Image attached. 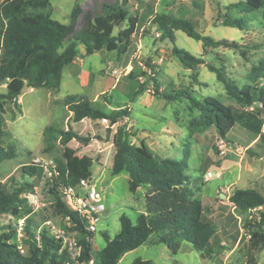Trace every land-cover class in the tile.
I'll return each instance as SVG.
<instances>
[{
	"label": "rangeland",
	"instance_id": "1",
	"mask_svg": "<svg viewBox=\"0 0 264 264\" xmlns=\"http://www.w3.org/2000/svg\"><path fill=\"white\" fill-rule=\"evenodd\" d=\"M74 1L49 0L51 17L66 22ZM102 1L108 4L115 2V0ZM237 1L240 0H161L156 6V13L166 12L190 19L194 22L198 33L209 35L216 40L235 41L239 45L236 48L220 45L214 48L206 47L203 50L200 41L189 37L182 30L173 31V42L169 39L160 40V37L154 35V31H158L155 26L150 24L148 28L142 23L135 29L132 42H137V47L140 49L144 48L143 45L139 47L140 38L147 42L151 41V45L146 46L145 52L140 53V56L130 58L129 63L135 73L132 79L124 76L129 66L121 67L120 63H114L117 62L115 52L101 48L88 54L80 67L76 65L78 70L84 68L90 72L87 86H82L75 74L70 76L64 68L58 90L42 87L27 88L20 92L15 101H4L2 146L13 147L15 156L0 163V181L10 178L12 181L24 179L32 181L35 185L33 189L39 197L40 207L34 209L28 204L31 210L29 215L33 219L32 237L26 233L25 226L23 233L17 235L18 220L21 217L26 219V216L2 215L0 233H7L10 229L8 225H11L15 230L12 241L16 245L20 244L25 253L28 240L35 239L39 243V232L43 228L53 236L51 224L60 228L63 234L71 239L77 240L81 237L78 231L64 227V225L69 227L68 220L53 213L50 206L51 196L48 193V175L42 173L41 177L25 178L21 174L20 169L23 165L35 164L34 161L38 158H61L62 151L59 145L51 153L42 151L44 145L42 130L49 124L61 129L70 127L81 135L93 136L88 144H81L74 139L68 143L75 149L76 154H85L92 158L91 182L104 204V210L98 215L99 220L93 234V250H100L104 246L105 239L102 232H107L112 237L119 231V218L122 214L135 222L139 212L145 211V189L141 187L133 193L128 189L126 171L115 175L110 172L114 151L113 137L119 127H122L131 134L130 142L135 144L142 135H145L146 142L155 140L165 147V152L170 150L168 157L180 159L183 156V148L187 149L186 173L191 177L188 185L193 197L201 203L203 216L214 224L217 233L201 253L187 241L181 242L176 253H172L165 244L146 242L126 252L117 264H131L135 258L149 259L153 264H246L245 244H238L232 237L237 231L239 235L246 234L244 221H253L258 211L264 210V205L256 209L240 211L228 200V197L236 188H254L264 195V144L258 142L259 136L251 125H259L260 131H264V109L260 107L256 98L252 105L238 103L226 94L223 83L217 79L215 72L208 70L205 64L190 69L183 66L171 53L174 44L193 55L201 56L206 63L220 68L222 74L239 88L249 85L254 95L259 88L264 89L262 10L241 12L237 8H225L227 4ZM148 3L153 5V0H147L146 4ZM123 5L131 14L130 5L127 2ZM137 9L138 7L133 9V12ZM148 9V6H145L141 12L137 11V16L143 15ZM224 12L232 17L242 15L248 21L245 29L224 26L222 17L218 16V13L222 15ZM81 24L79 20L77 28ZM117 29L118 27H114L113 33H116ZM71 39L72 36H69L64 40L62 48ZM77 46L83 48L81 44ZM161 48L163 50H160ZM160 54H163V60L158 64L155 61ZM114 69L117 70L118 75L113 74ZM144 73L156 79L159 91L165 88L166 92H171L172 88L188 87L193 90L190 94L194 98L214 96L232 109L236 116L234 126L225 138L218 136L213 126L199 131L191 124L192 120L199 117V111L190 109V98L166 99L155 95L153 83L146 82L147 76ZM116 78L119 79L115 82ZM113 83L115 85L111 87ZM142 84L145 85L143 91L133 95L134 90ZM102 89L105 92L103 96L97 97V101L94 102L96 106L111 112L124 105L127 106L129 113L110 126L109 140H104L108 121L100 120L95 126L86 118L82 122L68 121L67 124L68 112L60 103L66 94L78 93L91 96ZM147 89L152 90L147 91ZM3 92H5V83H0V93ZM221 139L225 144L224 152L220 151L217 144ZM155 152L165 154L160 151ZM207 172L212 173L209 179L205 178ZM220 193L225 194V197H219ZM47 215L50 217L47 218ZM47 220H50L51 224H46ZM255 257L257 264H264V248L256 251Z\"/></svg>",
	"mask_w": 264,
	"mask_h": 264
},
{
	"label": "trees",
	"instance_id": "2",
	"mask_svg": "<svg viewBox=\"0 0 264 264\" xmlns=\"http://www.w3.org/2000/svg\"><path fill=\"white\" fill-rule=\"evenodd\" d=\"M226 9L237 8L241 12L261 9L264 19V0H240L229 3ZM82 14V24L77 28L78 18ZM152 15L151 24L160 32V40L174 41L173 31L182 30L189 37L201 42L202 49L220 45L236 48L235 41L214 39L209 35L200 34L195 30L194 22L190 19L178 17L170 13H144L143 15H130L125 6L103 4L102 12L93 14L83 11L79 0H75L66 22H60L51 17V4L49 0H1L0 2V83H5V92L0 93V163L15 156L13 147H3L5 112L4 101H15L23 85L28 88H46L58 90L63 68L72 62L78 55L81 44L85 50L84 55L105 48L115 52L117 62L122 60L123 54L132 43V34L137 26ZM224 26L245 29L248 21L241 16H230L227 12L222 15ZM122 26L119 27V23ZM114 27H118L113 33ZM69 36L72 39L62 48V43ZM171 53L175 55L183 66L195 69L205 64L208 70L215 72L217 79L223 83L226 94L243 105H252L256 100L264 109V89L259 88L254 95L249 85L238 87L233 81L222 74L220 68L206 63L201 56H196L174 44ZM146 82H152L154 94L166 99L188 97L190 109H197L199 117L191 124L202 131L213 126L218 136L225 138L228 131L234 126L236 116L232 109L214 96L206 95L201 99L194 98L186 87L172 88L166 92L165 88L159 91L155 78L144 73ZM126 77H135L131 69ZM144 84L135 89L133 95L143 91ZM174 94H173V93ZM104 94V93H102ZM101 94V96H103ZM67 110V124L79 122L84 118L91 120L95 126L102 118L107 119L106 136L110 126L122 117L128 116L127 106L107 112L96 106L84 94H66L60 101ZM109 104V102H107ZM253 128L258 134V142L264 144V131L259 125ZM113 137V156L111 174L121 171L128 173V189L135 192L138 187L145 186L144 193L145 212H140L135 222L126 215L119 218L120 229L110 237L102 232L105 244L100 250H93L92 239L94 232L85 229V223L77 214L70 210L63 201L61 188L63 186H76L80 179L91 178L93 160L88 155H78L68 143L76 140L81 144H88L93 138L91 135H81L68 127L61 129L55 125H46L42 130V151L51 153L59 145L61 158L54 159L59 174L49 177L48 193L51 196L50 206L55 215L67 217L70 230L81 234L77 239L81 244V260L94 258L95 264H117L128 251L140 245L165 244L167 248L176 253L182 241L189 242L198 252L209 245L216 236L217 228L203 216L201 203L193 197L189 187L191 177L186 173L188 155L183 148L180 159L161 157L153 153L143 142L138 145L130 142L131 134L122 127ZM98 136V135H97ZM23 177H41L42 168L38 164H26L21 167ZM34 183L28 179L12 181V178L0 181V217L9 214L14 217L26 216L25 230L32 237L33 219L27 199L23 194L33 192ZM228 200L240 211L256 209L264 205V195L254 188H236L229 195ZM47 218L50 215L46 216ZM45 217V218H46ZM246 234L233 235L237 243L246 246V264H257L255 252L264 248V210H259L253 221L245 220ZM7 233H0V264H63L67 260V251L62 248L59 239L50 236L43 228L39 232V243L35 239L27 241L25 254L19 253L14 238V228ZM131 264H153L149 259L135 258Z\"/></svg>",
	"mask_w": 264,
	"mask_h": 264
},
{
	"label": "built area",
	"instance_id": "3",
	"mask_svg": "<svg viewBox=\"0 0 264 264\" xmlns=\"http://www.w3.org/2000/svg\"><path fill=\"white\" fill-rule=\"evenodd\" d=\"M150 23V21H149ZM155 37H160L159 31H154ZM160 50H163L162 48ZM163 60V54H160L156 57V63H161ZM154 62V61H153ZM117 70H113V74H117ZM117 79V78H116ZM151 91L150 89H147ZM153 92V91H152ZM102 122H107V119L102 118ZM220 151L224 152V146L222 139L217 143ZM42 168V173L47 174L48 177L56 176L59 174L57 164L54 159L46 158V159H36L34 161ZM212 177L211 172H207L205 175L206 179ZM35 187V185H34ZM33 187V188H34ZM62 197L64 204L72 211H74L77 216L84 221L85 229L91 232L96 230V224L99 220V213L104 210V204L100 197L98 191H96L94 184L91 182V178H82L76 186H63L61 189ZM26 197L28 204L32 208L40 207L39 197L34 190L33 192H28L23 194ZM25 217H21L18 220V227L16 229L17 235H21L23 233V227L25 226ZM67 220V217L65 218ZM46 224H51L50 220L45 221ZM51 232H53V237L59 239L61 246L63 249L67 251V260L64 261L63 264H95L94 258H90L88 260H81V244L78 243L77 240L71 239L69 236L63 234V231L60 228H56L53 224H51ZM17 249L19 253L25 254L24 248L17 244Z\"/></svg>",
	"mask_w": 264,
	"mask_h": 264
},
{
	"label": "crops",
	"instance_id": "4",
	"mask_svg": "<svg viewBox=\"0 0 264 264\" xmlns=\"http://www.w3.org/2000/svg\"><path fill=\"white\" fill-rule=\"evenodd\" d=\"M79 2H80V6H81V8H82L83 11H90L93 14L101 13L102 12L103 4H107V2L102 1V0H79ZM126 2H127V4L130 5L131 11H132L131 14H132V16H134V15H137V11L138 12H141L143 10V8H145V6H148V8H149L148 11H146V13H150L151 11H152V13H156L157 12L156 6L161 2V0H153V5L151 3L150 4L149 3L146 4L147 0H127ZM109 4L122 5L123 2H122V0H115V2H113V3L110 2ZM137 7H138L137 11L134 10V12H133V9H136ZM152 8H154V9L152 10ZM128 12H129V10H128ZM151 18H152V15H149L146 18V21L143 22V23H145V25H147L148 28H149L148 25L151 24V23H149V21L151 22ZM79 20H80V23H81L82 22V14L78 18V21ZM153 26H155V25H153ZM139 41H140L139 47L143 45L144 48L142 47V49H140V48L137 47L138 46L137 45V42H132L128 46L127 51L125 52L124 56L122 57V60L120 62H114V63H120L119 66H121V67H123V66H129V69H127L125 71V73H128L130 71V69L132 68L131 63H129L130 58L133 57V56H136V57L140 56V53L142 54V52H145L146 46L148 47V46L151 45V41L150 42L144 41L143 38H140ZM157 46H158V43H157ZM86 56L87 55H84V54L76 55L75 58L72 60V62H70L69 64H67L64 67V68H66L67 73H69L70 76H72V75L74 76V74H75V77L77 78V81L82 86H87L89 84V81H90V72L88 70L84 69V68L83 69L81 68L80 70H78V68H76V65H78L80 67V65H82V63L84 62V58ZM64 68H63V70H64ZM118 79L119 78L114 79L115 82ZM117 83H119V81ZM113 85H115V83H113L111 85V87H113ZM28 89H31V88H28ZM104 92H105V90L102 89V90H100L98 92H95L91 96H87V95L86 96L90 100H92L93 103H94V102L97 101V97L100 96ZM76 94H78V93H76ZM122 107H124V105L119 106L117 109L122 108ZM85 119L86 118L82 119L81 122L83 120H85ZM141 142H143L153 153H155L158 156L168 157L167 155H169V153H170V150L168 152H165L166 151L165 147H163L160 143H157L155 140H148L146 142V136L145 135H142L141 138L138 139V142L135 143V144L138 145ZM155 151H160V153H165V154H157V152H155ZM141 187H144V189L146 190L145 186H140V187H138V189H140Z\"/></svg>",
	"mask_w": 264,
	"mask_h": 264
},
{
	"label": "water",
	"instance_id": "5",
	"mask_svg": "<svg viewBox=\"0 0 264 264\" xmlns=\"http://www.w3.org/2000/svg\"><path fill=\"white\" fill-rule=\"evenodd\" d=\"M126 1H127V0H122L123 3H125ZM122 24H123V23L120 22V23H119V27L122 26ZM84 52H85L84 48H81L79 53H84ZM27 88H28L27 85H23L22 88L20 89V92L26 90ZM219 197L223 198V197H225V194L220 193V196H219Z\"/></svg>",
	"mask_w": 264,
	"mask_h": 264
}]
</instances>
